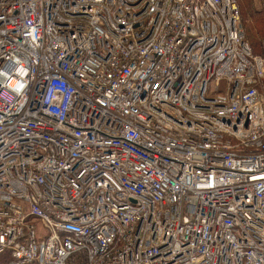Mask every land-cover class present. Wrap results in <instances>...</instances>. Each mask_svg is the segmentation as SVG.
I'll list each match as a JSON object with an SVG mask.
<instances>
[{
    "label": "built area",
    "instance_id": "2783aa9c",
    "mask_svg": "<svg viewBox=\"0 0 264 264\" xmlns=\"http://www.w3.org/2000/svg\"><path fill=\"white\" fill-rule=\"evenodd\" d=\"M2 57L9 264H264V57L238 0H0Z\"/></svg>",
    "mask_w": 264,
    "mask_h": 264
},
{
    "label": "trees",
    "instance_id": "16d2710c",
    "mask_svg": "<svg viewBox=\"0 0 264 264\" xmlns=\"http://www.w3.org/2000/svg\"><path fill=\"white\" fill-rule=\"evenodd\" d=\"M238 1L240 6V11L243 8L246 15L247 0H238ZM255 15L257 17L253 18L252 23H249L248 21H244L246 38L250 42L253 52L255 54H259L264 57V18H261L258 12L255 13ZM8 262L9 260L7 258H5L4 256H0V264H7ZM71 262L72 263L74 262L73 264H87L84 256L82 255L73 256ZM32 264H38V263H32Z\"/></svg>",
    "mask_w": 264,
    "mask_h": 264
},
{
    "label": "rangeland",
    "instance_id": "374dc122",
    "mask_svg": "<svg viewBox=\"0 0 264 264\" xmlns=\"http://www.w3.org/2000/svg\"><path fill=\"white\" fill-rule=\"evenodd\" d=\"M246 3H247V10H246L247 14L245 15L244 9L243 8L241 9V18H242V24L244 27V31H245L244 21H248L249 23H252L253 18L257 17L255 15V13L258 12L259 16L261 18H264V8L261 6V3L259 0H247ZM259 90H260V94L264 96V78H263L262 83L259 87ZM4 257L8 259V257H6V256H4ZM73 263H71V264H73ZM7 264H9V262Z\"/></svg>",
    "mask_w": 264,
    "mask_h": 264
},
{
    "label": "water",
    "instance_id": "95a60500",
    "mask_svg": "<svg viewBox=\"0 0 264 264\" xmlns=\"http://www.w3.org/2000/svg\"><path fill=\"white\" fill-rule=\"evenodd\" d=\"M3 57L0 59V62L2 61Z\"/></svg>",
    "mask_w": 264,
    "mask_h": 264
}]
</instances>
